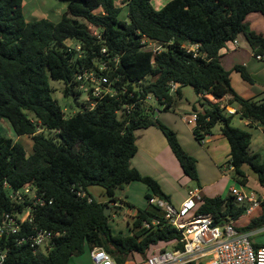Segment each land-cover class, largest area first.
Masks as SVG:
<instances>
[{"label": "trees", "instance_id": "1", "mask_svg": "<svg viewBox=\"0 0 264 264\" xmlns=\"http://www.w3.org/2000/svg\"><path fill=\"white\" fill-rule=\"evenodd\" d=\"M57 1L65 3L67 11L60 22L52 23L46 19L28 21L22 12L25 0H0V123L6 121L19 139L29 137L33 143L30 153L23 143L8 139L0 129V189L6 182L14 189L31 185L44 192L53 204L38 210L35 222L41 229L61 234L47 255L18 247L12 249L5 264H68L86 248H102L116 264H132L134 254L147 260L150 249L180 240V233L166 223L161 210L151 206L136 212L131 234L114 235L109 226V203H88L72 192L81 189L92 198L88 189L98 186L116 203L117 189L140 182L150 191L145 196L147 202L152 197L167 200L159 183L131 164L138 151L136 131L152 126L164 134L184 175L198 184L196 159L184 151L175 132L152 116L151 107L138 104L126 113L124 105L148 96L168 111L182 99V88H193L200 108L193 106L196 140L203 142L219 124L230 146L226 164L234 172V181L247 186L244 167H248L264 188V158L249 151L252 135L234 127V117L227 111L235 105L249 127H264V100L239 96L220 58V51L240 36L254 55H264L263 37L247 22L250 14L264 16V0H172L159 10L152 0H128L129 21L120 20L122 8L116 0ZM89 28L99 30L100 38ZM139 34L171 44L154 55L141 49ZM68 42L80 46L82 58ZM191 45L198 46V57L183 48ZM115 59L119 61L117 69ZM102 62L113 67L109 76L117 78V88L126 93L118 100L105 99L93 110L87 108L65 118L51 97L49 80L63 82L65 96L74 93L76 97L75 75L81 68H94ZM235 70L253 84L244 67ZM177 85L172 92V86ZM227 97L230 100L223 105ZM46 130L57 132L60 142L46 138ZM106 208L110 209L108 217ZM261 209V215L240 228L241 232L264 228V203ZM12 210L0 190V214ZM245 212L244 205L227 195L202 197L196 214L213 215L220 223H227L239 220ZM154 220L159 224L143 228L145 222Z\"/></svg>", "mask_w": 264, "mask_h": 264}, {"label": "built area", "instance_id": "2", "mask_svg": "<svg viewBox=\"0 0 264 264\" xmlns=\"http://www.w3.org/2000/svg\"><path fill=\"white\" fill-rule=\"evenodd\" d=\"M101 11H97L96 14ZM92 30V28H89ZM100 38V34L92 33ZM140 35L141 49L151 51L154 55L165 51L171 43H161L150 39L144 34ZM238 46L237 40L233 42ZM183 48L194 57H198V46H184ZM76 50L83 57L81 48L77 45ZM106 54V50L102 51ZM253 54V53H252ZM257 61H263L264 55H254ZM118 59L114 60L115 69ZM107 62L95 63L94 68H81L75 75V88L87 94L88 109L93 110L96 105L105 99H120L126 93L125 89L117 88L118 79H111L109 74L113 72ZM172 86V92L175 90ZM129 97H133L129 94ZM151 101L156 103L155 98L148 96L145 99L130 102L124 105L129 114L138 104L149 105ZM229 115L233 113L228 110ZM194 121L197 116H193ZM264 158V150L262 152ZM0 190L5 192L7 201L12 206L11 212L0 214V264H5L14 248L27 246L35 255H47L54 247L55 240L61 237L60 233L41 229L35 222L38 210L49 207L53 200L46 197L35 186L27 185L21 189H14L8 183H4ZM7 190V191H6ZM78 198L87 199L92 203L93 199L83 190L72 189ZM229 195L239 205H246L245 215L254 213L255 209L262 210L264 194L257 195L247 192L246 186L236 181L229 188ZM202 202L201 189L195 187L188 192L186 200L178 207L159 197L148 200L147 206L155 207L163 213L168 225L175 228L181 235L180 240H175L169 246L171 251H154L143 264H264V245L254 247L249 233H243L232 223H220L213 215H197L196 211ZM118 206V204H116ZM159 224L154 220L151 224L145 222L143 228L149 229ZM180 246V247H179ZM93 264H116L111 255L102 248H94L90 251Z\"/></svg>", "mask_w": 264, "mask_h": 264}, {"label": "crops", "instance_id": "3", "mask_svg": "<svg viewBox=\"0 0 264 264\" xmlns=\"http://www.w3.org/2000/svg\"><path fill=\"white\" fill-rule=\"evenodd\" d=\"M25 4L26 2H24L22 6V12ZM66 11L67 6L64 7V13H66ZM38 15L39 13L35 11V20H48V18H45L43 15ZM247 22L250 25V28L258 35H261L264 39V16L259 13L250 14L247 17ZM237 42L238 46L231 42L220 51L222 65L226 71L230 72L232 86L239 96L247 100L263 101L264 97L260 100L255 99L261 95V93H264V60L257 61L254 59L252 48L244 37L240 36L237 39ZM237 66L245 68L247 74L252 78L253 84L243 80L241 73L235 70ZM258 83L261 84L262 87H260L261 85L258 86ZM175 87H179V85ZM185 89L186 87L182 88L181 100H183L185 97ZM210 97L211 96H207L210 101L213 103L217 102L215 99L211 100ZM197 100L198 96L195 99L196 103ZM229 100L230 97L223 99L222 104L225 105ZM179 101L180 100H178L174 107L168 111H165L162 107H159L157 103H152V116L161 121L170 130L175 132L184 151L196 159L199 180L198 184L192 182L184 175L180 164L172 153V150L170 149L164 134L157 127L152 126L136 131V146L138 151L131 161L132 167L137 169L143 176L151 177L159 183L163 193L168 197V202L176 207L180 206L186 200L188 192L195 187L201 189L202 197L212 199L216 197H223V195L232 186L230 183L233 182L234 184L235 182L234 179L231 178L233 175L230 177L227 173L229 171H233L226 164L230 158V146L228 141L221 134V126L217 125L213 129L210 136H207L203 142H198L194 135L196 121H194L193 118L195 114L193 112V106H191L192 102L189 99H186V103ZM237 109L238 108L235 105L227 107V110H230V112L233 113L234 119L232 124L235 120V117H239V122H243L244 125L248 126L249 121L241 119L237 113ZM14 141H17V139ZM244 170L248 176V184L246 186L247 192H254L257 195L262 194V192L251 190V188L248 187L250 180L248 175V167H244ZM133 186H140L142 189L139 190L143 192L144 196L150 193L148 187L143 183L132 182L126 185L127 189L124 192V196L120 200L124 210L127 209L129 212L128 214H125L126 230H119V232L116 233L109 223L114 235L131 234L130 223L132 221L129 222L128 219L130 218L133 220L136 212L141 210L134 208L135 205L133 204L130 194L131 190L129 192V189ZM258 188L261 190L264 189L261 186ZM116 203L119 204L118 202ZM244 206L247 207L246 205ZM261 213L262 210L255 209L252 215H243L239 220L245 216L248 218V220L242 225H237L239 220L230 221L229 223H232L234 226L240 229L249 225V223L253 219H256L258 216H260ZM249 234L254 247H260L264 245V241L261 240V237L264 234V228ZM135 255L138 258V262L135 259ZM142 258L143 257L141 255L134 254L130 260H132V264H143L146 260H143ZM68 264H93L90 257V250L86 248L83 256L71 258Z\"/></svg>", "mask_w": 264, "mask_h": 264}, {"label": "rangeland", "instance_id": "4", "mask_svg": "<svg viewBox=\"0 0 264 264\" xmlns=\"http://www.w3.org/2000/svg\"><path fill=\"white\" fill-rule=\"evenodd\" d=\"M170 1H172V0H152V5L157 10V9H161L162 7H164ZM25 2H26V4L23 7V13H24V16L26 17V19L29 21H35L34 14L36 11L39 13V15L41 14L45 18H48V20L51 21L52 23H58V22H60L62 15L64 13V7L67 6L65 3L59 2L57 0H26ZM127 2H128V0H116V5L120 8H122V11L120 14V20L121 21H129L127 18L128 17V8L126 6ZM90 31L92 33L95 32L91 29H90ZM96 32L98 33V35L100 34L99 30H96ZM67 45L75 48V47H77L78 44L74 43V42L73 43L68 42ZM150 80H152V79H149V81ZM49 84H50V88L52 91L51 97L54 101H56L58 103L62 112L65 115V118H70V117L74 116L75 114H77L78 112L90 107V104L87 102V94L85 92L75 88L76 95H77L76 100H77V103L79 105V107H77L74 104V100L71 97L65 96V94H64L65 84L63 82L53 81L50 79ZM260 85L261 84H259L258 86H260ZM260 87H262V85ZM263 97H264V93H261V95L256 97L255 100H260ZM196 98H197V95L194 92L193 88L187 86L185 89V97L183 100H180V101H183L184 103H186V99H189L192 102L191 106L196 105V107L198 109H200L199 106L197 105V103L195 102ZM152 103L154 104L155 102L151 101V105H152ZM147 107L149 108V105H147ZM151 108H152V106H151ZM152 111H153V109H152ZM29 116H30V118H32V115H29ZM239 120H240L239 117H235V120H234L232 125L234 127H238L242 130H245L252 135V142H251V146L249 148V151L251 153H260L261 155H263L262 152L264 150V128L261 126L249 127V126L244 125L243 122L240 123ZM0 129H1L2 133L8 139H11V138L14 140L17 139V142L24 144V147L26 150H28V152H30V153L33 152V149H32L33 143L29 137H24V138L19 139L14 134V132L11 130V128L9 127V124L6 121H3L2 123H0ZM43 135L46 138L51 139L56 143L60 142L58 133L55 131L46 130V131H43ZM227 173L229 174L230 177H231V175H233V177H231V178L234 179V172L233 171H229ZM248 175L250 177L248 187L251 188V190H254V191L257 190V191H260L263 193V191L258 188V187H260V185L257 182L256 175L249 168H248ZM230 184L233 185V182ZM139 185H142V184H139ZM126 189H127L126 186H124L122 189H117L115 191V199L119 203L118 206H116L117 203L110 202V199L106 195L103 188L98 187V186H93V187H90L88 189V193L92 196V199L95 200L97 203H109V205L111 207L112 216L114 217V218L112 217V219L110 221V225L116 233H118L119 230H122V231L126 230V218H125L126 215L125 214H128L129 212L127 211V209L124 210V207L122 206V203L120 202L121 198L124 196V192L126 191ZM139 189H142V188L140 186H133L132 188L129 189V192L131 190L130 194H131V198L133 200V204L135 205L134 208L137 210L138 209L144 210L147 207V201L145 199L143 192H141ZM227 195H229V189L223 195V198L226 197ZM135 212H136V210H135ZM247 220H248V218H246V216H245L244 218H242L241 220H239L237 222V225H242V224L246 223ZM128 221L131 222L132 219L129 218ZM261 240L264 241V234L261 237ZM155 250L156 251L157 250L158 251H171L172 248L169 245L160 244V245L150 249V251L147 255V259L149 257L153 256V252ZM83 255L84 254H82L80 256H83ZM135 259L138 262V258L136 255H135ZM143 260H145V259H143Z\"/></svg>", "mask_w": 264, "mask_h": 264}, {"label": "water", "instance_id": "5", "mask_svg": "<svg viewBox=\"0 0 264 264\" xmlns=\"http://www.w3.org/2000/svg\"><path fill=\"white\" fill-rule=\"evenodd\" d=\"M70 97L74 100V104L79 107L78 103H77V100H76V97L74 95V93H71ZM110 215V209L109 208H106L105 209V216H109Z\"/></svg>", "mask_w": 264, "mask_h": 264}]
</instances>
